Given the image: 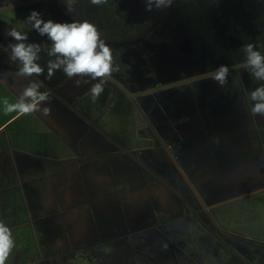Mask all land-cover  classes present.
Instances as JSON below:
<instances>
[{
    "label": "flooded vegetation",
    "instance_id": "flooded-vegetation-1",
    "mask_svg": "<svg viewBox=\"0 0 264 264\" xmlns=\"http://www.w3.org/2000/svg\"><path fill=\"white\" fill-rule=\"evenodd\" d=\"M31 10L56 22L86 19L100 30L119 70L95 103L89 90L98 81L76 86V78L62 71L46 79V69L39 77L15 75L18 62L10 59L7 31L23 29L30 41L47 43L25 22ZM248 43L264 53V0H173L152 11L145 0H109L104 6L77 0L71 15L64 0H0V99L14 102L29 80H36L49 94L51 109L47 117L0 110V219L17 227L20 240L31 241L27 233L20 236L21 225L29 228L35 243L33 253L14 251L19 259L32 255L19 264H69L70 253L81 248L77 244L93 239L104 244L88 219L78 221L75 237L67 234L75 228L67 219L70 212L80 216L87 209L93 216L95 205L117 208L124 224L116 238L158 243L155 250L162 252L163 239L173 237L180 221L173 213L169 220L154 217L153 224L142 226L140 210H133L147 204L155 211L156 187L170 198L165 185L191 192L199 206L192 211L208 219L217 238L247 239L220 227L218 216L226 217V209L212 206L264 191V118L249 116L247 100L264 82L240 67ZM48 59L42 54L39 63ZM220 65L230 69L224 86L205 78ZM256 161L263 166L254 170ZM46 194L52 199L47 206ZM239 206L248 212V206ZM148 226V234L140 232ZM63 236L70 251L63 250ZM85 250L93 252L90 243ZM170 253L166 256L174 259ZM123 255L117 264H129Z\"/></svg>",
    "mask_w": 264,
    "mask_h": 264
},
{
    "label": "rangeland",
    "instance_id": "rangeland-1",
    "mask_svg": "<svg viewBox=\"0 0 264 264\" xmlns=\"http://www.w3.org/2000/svg\"><path fill=\"white\" fill-rule=\"evenodd\" d=\"M253 166H255L254 170H257L258 167L263 166V162L256 161ZM165 187L170 190V198L168 200H166V196H162L159 191L163 189V187H156L154 189L156 192L153 193V197L158 196L157 200H160L155 211L148 209L146 206L147 204L141 205V207H143L140 209L133 210L134 212L140 210V214L137 215L142 217V226L145 224H153L152 221L154 220V217L161 218L162 222H164L163 220H169V216L172 217L173 213V218L178 219V222L180 221L179 226L178 224L176 226L177 230H175L172 235L174 238L168 235L167 239H163L162 244L165 246L162 252L155 250V248H161L157 246L158 243L153 242L154 246L151 247L149 244H145L143 239L137 238L128 240L116 238L117 231H119V228H121L122 224H124L122 221H120V218L117 215V208L105 209L102 206L99 207L95 205V215L93 216L90 215V211L87 209L83 210L80 216L76 213V211L70 212L67 219H70L73 222L75 228L70 227L67 234L70 237H75L78 234L76 231H79L77 226H80L78 221L81 222L83 219H88L90 220V224H96L97 226L95 227L97 229L99 228V232L104 236V244L98 242L97 239H93L92 241L85 240L84 242L77 244L75 248H81L79 251L75 250L76 252L74 254L70 253L68 256V263L99 264L100 260H107V264H117V256L120 257V255L123 253L124 259L126 256L128 257L129 264H264V191L253 195H246L241 198L235 197V199L232 201L227 200L223 202L225 204L219 203L220 205L215 207L212 206L215 208V211L221 209H226L229 211V209H231L234 210V212H237L235 215H230V213L225 210L224 213H226V217L218 216L219 226L223 229L231 230L233 232L247 236L248 238L242 240L230 238L231 240H229L224 238L225 235L223 234L220 236L223 238H217L215 234L210 231L211 228L208 227L211 226V223H209L208 219H199L195 216L194 212H198L199 206L196 205L197 201L193 198L191 192L189 193L187 188L177 191V188L174 189L167 185H165ZM64 194L65 192L63 195ZM45 198V206H47V204L52 199L49 194H46ZM137 198L140 197L137 196ZM186 199L190 200L189 205H187L188 201ZM239 199L244 200L238 201V205L233 203ZM191 203H194L195 205L192 206ZM230 204L232 205L229 206ZM241 204L244 205V208L247 206L249 207L248 212L247 210L241 209L243 208L242 206H239ZM166 206H169L168 210L165 208ZM192 207H194L195 210ZM182 212L184 214L179 217ZM21 215L24 216L22 213ZM15 216L16 215L13 217ZM94 218L96 222H91V219L93 220ZM16 228H12V231L17 241L19 238L16 237ZM150 228L149 226L142 227L140 228L141 231H139L141 233L145 231L148 234L150 232ZM29 232L30 233L26 236L31 237V243H33L32 231L30 229ZM220 232L225 234V232L222 230H220ZM220 232L217 231V233ZM114 237L115 239H113ZM250 238L256 239L253 241L250 240ZM257 239L260 242H258ZM59 241L64 245V247L67 246L66 249L64 248L63 250L70 251L71 247H69L70 244L66 242L65 236H63V239L59 237ZM89 243L93 248V252L91 250H85ZM118 244H120V249H117ZM44 246L46 249H51L48 248L50 247V244L48 243H45ZM57 250H59V247H57ZM176 251L178 252L180 258L175 260L177 257ZM166 252H171V255L173 253L174 259L167 257ZM95 254L98 255L99 258H97ZM18 259V252L15 254L13 252L12 256L9 258L8 264H19V262H17ZM130 260L132 263H130Z\"/></svg>",
    "mask_w": 264,
    "mask_h": 264
},
{
    "label": "clouds",
    "instance_id": "clouds-1",
    "mask_svg": "<svg viewBox=\"0 0 264 264\" xmlns=\"http://www.w3.org/2000/svg\"><path fill=\"white\" fill-rule=\"evenodd\" d=\"M91 5L104 6L109 0H89ZM77 0H64L68 14L74 11ZM173 0H145L147 11L170 7ZM25 22L47 43L43 47L40 42L30 41L29 32L11 27L6 35L10 37V59L18 62L15 73L17 77L31 78L45 74L51 79L57 71H62L69 79H75L76 86L98 81L89 90V99L95 103L104 92L105 83L111 79L113 73L119 70L115 64L112 49L102 38L97 26L88 20H71V22H56L45 20L37 10H31ZM244 60L241 68L250 72L255 80L264 82V53H261L252 43L242 46ZM42 54L49 59L46 65H41ZM230 69L227 65H220L207 77L224 86L228 82ZM247 100L250 102L248 113L250 117L264 118V83L250 91ZM49 94L41 91L36 80H29L15 101L7 98L0 99V110L4 114L18 113L29 116L40 113L47 117L51 114ZM17 246L12 229L0 220V264H8Z\"/></svg>",
    "mask_w": 264,
    "mask_h": 264
},
{
    "label": "trees",
    "instance_id": "trees-1",
    "mask_svg": "<svg viewBox=\"0 0 264 264\" xmlns=\"http://www.w3.org/2000/svg\"><path fill=\"white\" fill-rule=\"evenodd\" d=\"M22 213V212H21ZM20 229H21V231H23L20 235L22 236V234H24V233H27V234H29L30 232H29V228H27V227H25V226H21L20 227ZM17 246H16V248H15V250L17 249V250H20V249H25V248H27L28 249V253H29V251L31 252V253H33V251H35V248H34V246H35V243L33 242V243H31V241L29 240V239H26V240H19V239H17ZM34 249V250H33ZM32 255L30 256V257H27V258H22V259H18L17 261L20 263V262H22V260H24V262H26V261H29V260H31L32 258Z\"/></svg>",
    "mask_w": 264,
    "mask_h": 264
}]
</instances>
